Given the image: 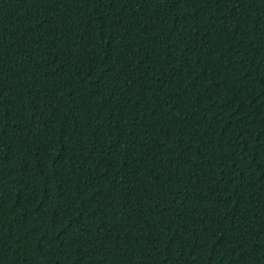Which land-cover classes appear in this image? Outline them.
I'll return each instance as SVG.
<instances>
[{
    "label": "trees",
    "instance_id": "trees-1",
    "mask_svg": "<svg viewBox=\"0 0 264 264\" xmlns=\"http://www.w3.org/2000/svg\"><path fill=\"white\" fill-rule=\"evenodd\" d=\"M0 264H264V0H0Z\"/></svg>",
    "mask_w": 264,
    "mask_h": 264
}]
</instances>
